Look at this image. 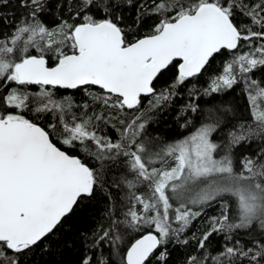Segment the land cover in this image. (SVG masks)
Listing matches in <instances>:
<instances>
[{
    "label": "snow or ice",
    "instance_id": "6c2138e0",
    "mask_svg": "<svg viewBox=\"0 0 264 264\" xmlns=\"http://www.w3.org/2000/svg\"><path fill=\"white\" fill-rule=\"evenodd\" d=\"M7 2L0 0V5ZM121 2L65 0L70 15L51 28L39 15L45 0H22L31 11L14 31L0 34V264H21V257L97 192L111 198L104 172L112 166L126 169L128 175L115 186L123 185L134 203L99 239H107L121 225L133 231L152 229L131 243L122 264H167L165 246L171 239L187 244L179 241L180 234L214 202L220 215L209 218L199 249H205L213 233L231 239L237 230L258 228L264 236V151L243 156L239 168L232 156L236 146L253 137L264 139V86L248 75L264 68V0H153L150 12L145 10L156 17L151 34L132 42L118 23ZM97 12L103 15L98 18ZM245 46L249 50L242 52ZM31 49L39 55L30 54ZM225 51L232 58L206 94L242 83L252 123L229 131L223 146L212 139L222 122L212 114L208 119L214 122L182 140L159 145L142 139L147 127L140 111L142 97H152L153 108L161 107L176 88ZM170 66L177 70L175 80L157 92L154 81ZM32 86L38 90L31 91ZM94 87L99 91L93 93ZM59 89L84 91L89 101L57 99ZM29 111L58 117L59 143L79 148L90 160L58 146L49 130L26 118ZM129 115L131 119L123 118ZM101 124L121 125L119 139L98 135ZM48 127L57 129V124ZM140 187L144 192L138 194ZM121 239L115 231L112 243ZM234 257L261 264L264 242L255 252L226 247L213 264H231ZM206 259V253L192 255L186 264H205Z\"/></svg>",
    "mask_w": 264,
    "mask_h": 264
},
{
    "label": "trees",
    "instance_id": "16d2710c",
    "mask_svg": "<svg viewBox=\"0 0 264 264\" xmlns=\"http://www.w3.org/2000/svg\"><path fill=\"white\" fill-rule=\"evenodd\" d=\"M183 2L189 3L191 0H183ZM152 6L153 0H131L130 4L126 0H122L118 23L124 28L126 39L129 42L151 34L152 26L156 22V17L148 14ZM146 9L148 12L145 11ZM30 11V8L22 6V0H8L6 5H0V34L7 35L14 31L15 27L22 22ZM39 15L46 25L55 28L60 19H68L70 13L65 6V0H45V11ZM96 15L99 18L103 14L97 12ZM241 19L244 24L248 23L247 18ZM237 22L241 21L238 20ZM255 43H259V41ZM248 50L246 46L241 49L242 52ZM30 54L39 55L35 49H31ZM231 58V54L226 51L217 54L201 74L190 78V80L185 81L184 85L176 88L173 98L163 103L159 108H153L152 97L142 98L140 111L144 113V119L147 120V127L142 139L150 140L159 145L182 140L194 133L202 124L214 122L208 119L209 115L212 114L222 121L216 131L213 132L212 139L215 143L223 146L227 143L229 131H236L240 124H245V126L251 124L248 93L242 83L226 91L206 94L211 81L221 74L225 62ZM50 64H54V60H50ZM176 71L174 67L170 66L169 70L164 71L157 78L154 82L157 92L168 88L175 80ZM248 75L252 79L261 81V86H264V68L258 67ZM30 90L37 91L38 89L31 87ZM55 91L57 99L66 96L77 104L89 101V97L81 90L73 92ZM91 91L96 93L99 90L92 88ZM191 106H195V112L191 110ZM225 108H230L231 112H224L223 109ZM74 111L77 112V115L80 114L79 109H74ZM89 114H91V109H89ZM24 115L42 127L50 129L54 140L64 150L72 155H79L83 159L90 160L79 148L68 149L59 143L58 117L51 113L36 114L32 111L26 112ZM65 118L69 119V117ZM123 118L131 119V116ZM53 123L57 124V129L48 127ZM120 127L122 126L119 124H116V127L101 124L97 134L108 136L116 141L119 139L117 128ZM262 151H264V139L256 137L236 146L232 151L234 166L239 168L238 162L243 156H254ZM93 163L96 162L93 161ZM104 175L107 181L105 189L106 192L111 193V198L105 192H97L93 198L80 203L73 213L66 217L54 230V234H50L33 251L21 257V264H83L85 258H90L91 264H101L102 260L106 264H122V257L131 243L152 229L145 227L139 231H133L125 229L121 225L119 229L109 232L107 239H99L103 232L112 226L113 220L119 221L125 218L124 213L134 203L129 200L128 191L123 185L115 186L120 183L124 176L128 175L126 169L112 166L105 169ZM129 178L131 177L129 176ZM137 192L138 194L143 193L144 188H138ZM172 203L175 207L176 202L172 201ZM190 207L192 206L190 205ZM136 210L140 211V205H136ZM193 210L196 209L193 207ZM173 214L170 212V215ZM219 215L220 205L214 202L211 207H206L203 210L202 215L193 220L186 231L180 234L179 241L187 240V244L171 239L165 246L168 253L167 264H186L190 256L201 257L205 253L207 254L205 264H213V258L219 256L226 247H234L244 251L252 249L255 252L258 250V243L264 242V236L260 234L258 228L255 230H237L231 233V239H226V234L223 232L213 233L205 242V249H199V240L209 228V218ZM173 227H177V225L173 224ZM115 231H118L122 236L118 244L112 243ZM223 259L226 260V258ZM153 264H159V262L154 261ZM231 264H250V261L246 257H234ZM251 264H255V262H251ZM261 264H264V260L261 261Z\"/></svg>",
    "mask_w": 264,
    "mask_h": 264
},
{
    "label": "water",
    "instance_id": "95a60500",
    "mask_svg": "<svg viewBox=\"0 0 264 264\" xmlns=\"http://www.w3.org/2000/svg\"><path fill=\"white\" fill-rule=\"evenodd\" d=\"M206 67H207V66H206ZM203 71H204V70H203ZM203 71H202V72H203ZM202 72H201V73H202ZM201 73H200V74H201ZM154 82H155V81H154ZM94 88H95V87H94ZM96 89H97V88H96ZM62 90H64V89H62ZM69 91H77V90H69ZM146 97H150V96H144V97H142V98H146ZM145 234H147V233H145ZM145 234H143V235H145ZM143 235H142V236H143ZM139 238H140V237H139ZM139 238H138V239H139Z\"/></svg>",
    "mask_w": 264,
    "mask_h": 264
},
{
    "label": "flooded vegetation",
    "instance_id": "af4514ba",
    "mask_svg": "<svg viewBox=\"0 0 264 264\" xmlns=\"http://www.w3.org/2000/svg\"><path fill=\"white\" fill-rule=\"evenodd\" d=\"M32 87H36V86H32ZM37 88V87H36ZM59 90H62V89H59ZM66 91H69V90H66ZM73 92V91H72ZM41 126V125H40ZM42 127V126H41ZM47 130H49L51 133H52V131L50 130V129H47ZM53 134V133H52ZM59 146V145H58ZM70 154V153H69Z\"/></svg>",
    "mask_w": 264,
    "mask_h": 264
},
{
    "label": "rangeland",
    "instance_id": "374dc122",
    "mask_svg": "<svg viewBox=\"0 0 264 264\" xmlns=\"http://www.w3.org/2000/svg\"><path fill=\"white\" fill-rule=\"evenodd\" d=\"M66 50H67V49H66ZM66 50H65V51H66Z\"/></svg>",
    "mask_w": 264,
    "mask_h": 264
}]
</instances>
